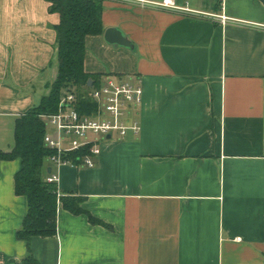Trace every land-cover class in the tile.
<instances>
[{
    "label": "crops",
    "instance_id": "crops-1",
    "mask_svg": "<svg viewBox=\"0 0 264 264\" xmlns=\"http://www.w3.org/2000/svg\"><path fill=\"white\" fill-rule=\"evenodd\" d=\"M173 1L189 11L104 0L105 31L134 50L91 36L85 71L137 80L141 131L103 142L93 168L46 161L60 194L84 198L110 228L60 204L57 236L31 242L41 264H264V0ZM49 7L0 0L3 151L58 76L60 16ZM21 168L0 161V264L28 255Z\"/></svg>",
    "mask_w": 264,
    "mask_h": 264
},
{
    "label": "trees",
    "instance_id": "trees-1",
    "mask_svg": "<svg viewBox=\"0 0 264 264\" xmlns=\"http://www.w3.org/2000/svg\"><path fill=\"white\" fill-rule=\"evenodd\" d=\"M50 13L60 16L56 26L58 43V76L50 85V93L40 104L15 123L14 147L10 151L0 150V161L20 159L21 170L15 175V193L27 199V213L17 238L26 243L28 255L24 264H41L31 249L35 237L54 238L58 234V208L62 207L80 216L86 215L93 225L109 227L83 208L85 199L75 195H62L58 185L47 182L46 161L54 155L44 143L47 131L43 115L56 114L61 98L68 92L78 94V107L81 112L92 108L83 99L89 90V82L98 85L104 78L102 74L85 71L86 41L91 36H101L103 25L104 0H46ZM80 153L69 155L78 161Z\"/></svg>",
    "mask_w": 264,
    "mask_h": 264
},
{
    "label": "built area",
    "instance_id": "built-area-1",
    "mask_svg": "<svg viewBox=\"0 0 264 264\" xmlns=\"http://www.w3.org/2000/svg\"><path fill=\"white\" fill-rule=\"evenodd\" d=\"M143 8L170 9L180 12L189 11L181 8L173 0H129ZM226 24L227 18L220 17ZM143 87L135 79L106 76L100 84H92L83 97L91 103L88 112H81L78 107L77 93H66L60 100L56 114L43 115L46 124L45 146L54 152L49 161L56 167L96 166L95 158L101 154V144L111 139L124 138L129 132L139 134L140 121L136 118L143 100ZM80 153L78 161L69 157ZM47 182L57 184L59 175L48 174Z\"/></svg>",
    "mask_w": 264,
    "mask_h": 264
},
{
    "label": "water",
    "instance_id": "water-1",
    "mask_svg": "<svg viewBox=\"0 0 264 264\" xmlns=\"http://www.w3.org/2000/svg\"><path fill=\"white\" fill-rule=\"evenodd\" d=\"M104 38L107 44L113 46L115 49L125 48L128 50H134L133 43L125 36V34L117 28H109L105 31ZM92 80L89 82L88 86H92ZM108 140L111 139L109 135ZM51 172V169L48 170Z\"/></svg>",
    "mask_w": 264,
    "mask_h": 264
},
{
    "label": "rangeland",
    "instance_id": "rangeland-1",
    "mask_svg": "<svg viewBox=\"0 0 264 264\" xmlns=\"http://www.w3.org/2000/svg\"><path fill=\"white\" fill-rule=\"evenodd\" d=\"M117 138V137H116Z\"/></svg>",
    "mask_w": 264,
    "mask_h": 264
}]
</instances>
